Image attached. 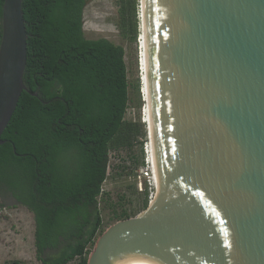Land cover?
<instances>
[{
  "label": "water",
  "instance_id": "1",
  "mask_svg": "<svg viewBox=\"0 0 264 264\" xmlns=\"http://www.w3.org/2000/svg\"><path fill=\"white\" fill-rule=\"evenodd\" d=\"M138 2L155 196L87 264H264V0ZM0 28L2 144L21 92L38 94L23 82L22 0L3 1Z\"/></svg>",
  "mask_w": 264,
  "mask_h": 264
},
{
  "label": "trees",
  "instance_id": "2",
  "mask_svg": "<svg viewBox=\"0 0 264 264\" xmlns=\"http://www.w3.org/2000/svg\"><path fill=\"white\" fill-rule=\"evenodd\" d=\"M87 2L22 0L27 32L23 82L38 95L21 92L1 134L0 190L33 213L35 253L43 264L75 258L76 264H87L103 232L97 197L109 151L136 144L142 151L146 138L139 119L125 118L131 83L124 47L85 36ZM120 6V29L135 40L137 1L122 0ZM132 88L139 95L138 80ZM143 194L145 209L146 186Z\"/></svg>",
  "mask_w": 264,
  "mask_h": 264
},
{
  "label": "rangeland",
  "instance_id": "3",
  "mask_svg": "<svg viewBox=\"0 0 264 264\" xmlns=\"http://www.w3.org/2000/svg\"><path fill=\"white\" fill-rule=\"evenodd\" d=\"M122 0H88L83 11V30L87 38L105 37L125 50L127 76L129 86V106L125 118L138 121L143 125L146 135V124L143 121V105L139 88V95L134 92L132 85L140 87V71L138 66L139 37L130 40L127 33L120 29ZM137 1L136 19L139 20V2ZM133 19L132 14L128 16ZM127 21V22H129ZM139 28V25H138ZM139 35V34H138ZM145 144L148 146L147 135L142 144V151L138 144L132 149L118 147L109 151L106 179L102 184V193L97 197L98 210L102 217V231L120 220L121 213L131 217L143 211V190L148 189V202L154 187L147 176L144 163L146 159ZM146 146V147H147ZM143 161V164H141ZM150 175V174H149ZM0 264H43L36 257L34 247V216L25 206L16 203L11 197L0 190ZM77 259L66 264H76Z\"/></svg>",
  "mask_w": 264,
  "mask_h": 264
},
{
  "label": "bare ground",
  "instance_id": "4",
  "mask_svg": "<svg viewBox=\"0 0 264 264\" xmlns=\"http://www.w3.org/2000/svg\"><path fill=\"white\" fill-rule=\"evenodd\" d=\"M140 40V39H139ZM144 43V42H143ZM141 50V62H142V70L141 68H138L139 71H141V74L139 76H142L143 79V86H142V94H143V121L145 124L149 126V136L150 140H148V146H147V153H148V160L151 165L152 173L154 176L155 180V173H154V161H153V149H152V138H151V126H150V113H149V100H148V87H147V74H146V61H145V49L140 48ZM139 66V63H138ZM142 85V83H141ZM156 186V184H155ZM156 201H157V196H156ZM112 264H157L154 261H151L146 258H141V257H124V258H119L115 259Z\"/></svg>",
  "mask_w": 264,
  "mask_h": 264
},
{
  "label": "built area",
  "instance_id": "5",
  "mask_svg": "<svg viewBox=\"0 0 264 264\" xmlns=\"http://www.w3.org/2000/svg\"><path fill=\"white\" fill-rule=\"evenodd\" d=\"M141 97H142V92H141ZM142 113H143V111H142ZM146 146H147V144H145V152H146L147 156H146V159H145L144 166H145V169L147 171L146 172L147 176L151 180L149 182L150 183L149 185L154 187V192L153 193L151 192V196L149 198V201H151L154 198V196H155V180H154V176H153V173H152L151 165H150L149 160H148V153H147V147Z\"/></svg>",
  "mask_w": 264,
  "mask_h": 264
},
{
  "label": "flooded vegetation",
  "instance_id": "6",
  "mask_svg": "<svg viewBox=\"0 0 264 264\" xmlns=\"http://www.w3.org/2000/svg\"><path fill=\"white\" fill-rule=\"evenodd\" d=\"M9 196V195H8ZM10 197V196H9ZM13 199V198H12ZM14 200V199H13Z\"/></svg>",
  "mask_w": 264,
  "mask_h": 264
}]
</instances>
